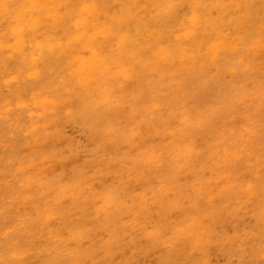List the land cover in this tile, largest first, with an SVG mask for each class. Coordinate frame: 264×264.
<instances>
[{
  "label": "clouds",
  "instance_id": "1",
  "mask_svg": "<svg viewBox=\"0 0 264 264\" xmlns=\"http://www.w3.org/2000/svg\"><path fill=\"white\" fill-rule=\"evenodd\" d=\"M0 264H264V0H0Z\"/></svg>",
  "mask_w": 264,
  "mask_h": 264
}]
</instances>
